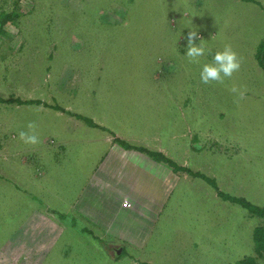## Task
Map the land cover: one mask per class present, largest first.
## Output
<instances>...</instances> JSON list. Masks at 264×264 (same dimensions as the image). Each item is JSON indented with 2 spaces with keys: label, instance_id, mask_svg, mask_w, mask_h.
I'll use <instances>...</instances> for the list:
<instances>
[{
  "label": "rangeland",
  "instance_id": "rangeland-1",
  "mask_svg": "<svg viewBox=\"0 0 264 264\" xmlns=\"http://www.w3.org/2000/svg\"><path fill=\"white\" fill-rule=\"evenodd\" d=\"M192 27L211 49L199 64L185 55ZM262 42L264 0H0V99L40 100L0 101V264H237L257 256L251 234L260 218L202 178L117 213L110 199H89L102 189L109 143L79 119L124 138L155 136L167 148L169 125L182 128V150L171 152L180 163L222 194L264 207ZM226 43L240 70L222 84L201 83L202 65ZM29 122L37 145L19 138ZM91 203L98 216L77 212ZM115 238L128 243L111 246L119 252L111 256Z\"/></svg>",
  "mask_w": 264,
  "mask_h": 264
},
{
  "label": "crops",
  "instance_id": "crops-1",
  "mask_svg": "<svg viewBox=\"0 0 264 264\" xmlns=\"http://www.w3.org/2000/svg\"><path fill=\"white\" fill-rule=\"evenodd\" d=\"M182 101L183 100H181V102ZM181 102H178V104H180L178 107L179 118L181 116ZM52 110H55L56 114L65 113L75 117V113H71L63 108H54ZM161 110L167 111L168 108H161ZM79 120L83 121L82 118ZM91 123L93 126H88L84 122V124H86L89 129L98 130L106 134L104 139L109 143V147L107 148L109 149V153L105 154L101 159L99 165L100 169L98 170L100 173V179L98 182L101 183L102 189H100L96 195L89 194L91 197L89 199L96 198L97 195L100 199H110L109 206L110 208H113V212L115 211L117 213L122 208L135 207V202H137L139 199H146L147 196L162 197L163 195H166V192L171 190L172 187H176L182 180L185 181L189 179H196V177H193L186 171H183L184 167H188L186 166V163H180L181 160L177 159L176 157L177 154L182 150L181 141L179 146L177 145V140H181L183 138L182 128L179 129V134H177L175 126L172 128V126L169 125L170 133L168 134L171 135L172 144L170 145V148H167L162 146L160 144L159 138L155 136L124 138L123 136L116 134L113 135V132L109 129V127L99 120L91 119ZM115 139L125 141L133 146L143 147L149 151L158 152L169 159L176 168L167 162L152 158L149 154L137 148H126ZM149 143L151 145H148ZM173 150L175 151L176 156L171 154ZM190 170L194 171L193 169ZM195 172L197 171L195 170ZM168 183L173 184L168 186ZM128 198L133 202H126V199ZM126 203L131 206H126ZM91 205L92 203L88 205L86 204L84 209L80 207L77 209V212L88 214V216H98L99 212L94 207H91ZM128 221L129 220H125L124 222V228L126 231H128L129 228ZM80 226L81 227H78V229L81 231L87 229L86 225L80 224ZM128 233L127 234L130 235V240H133L131 232ZM115 239L117 241H113V243L107 249V252L111 256L119 253L114 251L111 246H121L128 243L124 241L126 240L125 238ZM119 251H122V248H119Z\"/></svg>",
  "mask_w": 264,
  "mask_h": 264
},
{
  "label": "clouds",
  "instance_id": "clouds-1",
  "mask_svg": "<svg viewBox=\"0 0 264 264\" xmlns=\"http://www.w3.org/2000/svg\"><path fill=\"white\" fill-rule=\"evenodd\" d=\"M187 47L186 57L189 63H200V58L205 56L206 53L211 52V49L206 47L205 40L199 36L195 28H190L187 33ZM199 40L197 44L195 41ZM242 60L238 53L234 50L230 43L224 44L222 50H218L212 56V60L209 63H204L200 71L201 83L207 85L212 82L223 83L225 78H231L234 73L238 72L241 67ZM230 91L232 93H238L242 98L244 91L233 86ZM27 131H20V140L27 145H37L40 143V139L35 132V122H29L27 124ZM131 206V205H126Z\"/></svg>",
  "mask_w": 264,
  "mask_h": 264
},
{
  "label": "trees",
  "instance_id": "trees-1",
  "mask_svg": "<svg viewBox=\"0 0 264 264\" xmlns=\"http://www.w3.org/2000/svg\"><path fill=\"white\" fill-rule=\"evenodd\" d=\"M256 58L258 60V64L259 66L262 68L263 72H264V42L261 43V45L259 46V49L257 51L256 54ZM1 102L3 103H9V102H16L18 104H23V103H40V100H33V99H26V100H22L20 98H9L6 100H1ZM55 109H60L59 107H54ZM77 115V114H74ZM83 119V121H85L86 123H88L89 126H93V124L91 122L88 121V119H85L83 117H80ZM116 141H118L120 144H122L124 147L126 148H137L141 151L146 152L147 154H149L152 158L167 162L169 164H171L172 166L175 167V165L166 157H164L163 155H161L158 152H153V151H149L143 147H137V146H133L128 144L125 141L122 140H118L115 139ZM183 171H186L187 173H189L191 176L193 177H199L202 178L204 180H206L208 183H210L212 185V187L214 189H216V195L219 196L220 198L230 201L232 203L235 204H239L240 206H242L243 208H246V210L251 214V215H256L260 218V223L258 224V226H255L253 228L252 234H251V238L254 242V251L257 254V256H246L242 259H240L237 264H259V262L256 261V258H263L264 259V207H259V206H255L250 204L249 202H247L246 200L242 199L241 197H233V196H228L225 194H222L220 191H218L216 184H214V180L211 178L206 177V175L200 173V172H195V171H191L188 168H183ZM147 264V263H144Z\"/></svg>",
  "mask_w": 264,
  "mask_h": 264
},
{
  "label": "built area",
  "instance_id": "built-area-1",
  "mask_svg": "<svg viewBox=\"0 0 264 264\" xmlns=\"http://www.w3.org/2000/svg\"><path fill=\"white\" fill-rule=\"evenodd\" d=\"M126 205H128V204L126 203Z\"/></svg>",
  "mask_w": 264,
  "mask_h": 264
}]
</instances>
